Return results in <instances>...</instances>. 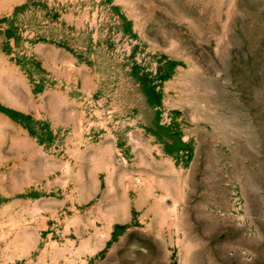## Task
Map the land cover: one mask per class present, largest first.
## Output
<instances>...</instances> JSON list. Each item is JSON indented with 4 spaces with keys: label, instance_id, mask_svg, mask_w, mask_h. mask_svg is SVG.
I'll list each match as a JSON object with an SVG mask.
<instances>
[{
    "label": "rangeland",
    "instance_id": "1",
    "mask_svg": "<svg viewBox=\"0 0 264 264\" xmlns=\"http://www.w3.org/2000/svg\"><path fill=\"white\" fill-rule=\"evenodd\" d=\"M0 264H264V0H0Z\"/></svg>",
    "mask_w": 264,
    "mask_h": 264
}]
</instances>
